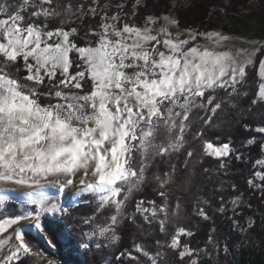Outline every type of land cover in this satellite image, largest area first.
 <instances>
[{"label":"snow or ice","instance_id":"snow-or-ice-1","mask_svg":"<svg viewBox=\"0 0 264 264\" xmlns=\"http://www.w3.org/2000/svg\"><path fill=\"white\" fill-rule=\"evenodd\" d=\"M177 7L0 0V264H59L36 239L57 247L49 218H78L76 249L104 256L131 234L133 248L115 255L120 264H201V254H229L216 213L231 231L253 227V217L243 225L235 217L253 196L264 203V121L242 125L256 135L240 147L260 153L245 180L251 192L231 178L233 161L247 163L250 153L231 138L214 145L204 136L220 111L231 109L237 125L264 117V40L186 26ZM205 157L218 162L201 172L219 181V203L193 208L210 224L203 246L193 247L196 232L178 221L185 197L201 191L193 180ZM148 189L159 199L138 195ZM210 203L195 195L194 204ZM83 205L93 212L74 211Z\"/></svg>","mask_w":264,"mask_h":264},{"label":"trees","instance_id":"trees-1","mask_svg":"<svg viewBox=\"0 0 264 264\" xmlns=\"http://www.w3.org/2000/svg\"><path fill=\"white\" fill-rule=\"evenodd\" d=\"M230 4L231 7H227L226 11L232 14L240 13L241 5L252 6L251 8L253 10L263 8L264 0H230ZM213 7L214 3L212 0H193L189 7L181 8L179 10V18L182 24L186 26L198 27L201 30L206 28L216 29L217 27L213 21L211 23V20L215 15ZM262 121H264V117L246 115L242 123L237 125L235 123V113L231 109L227 112L220 111L213 118L212 124L205 128L204 139L214 145H219L227 142L229 138H231L233 144L240 147L242 141L256 135L253 132L245 131L242 126L243 123H247L254 127ZM199 126V121L193 124L194 129ZM197 144H199V141H197ZM240 151L250 153V158L247 163L243 164L233 161V171L235 174L231 178L239 184L241 189H244L246 192H251V189L247 188L245 180L250 177L255 170H257L253 168L252 161L260 158V153L256 148L248 149L240 147ZM217 163L218 162L212 157H205L204 163L197 166L193 184L199 185L201 191L199 193H195L194 188L193 192L195 194L185 197L187 205L186 211L183 214L184 218L178 221V226L186 229H192L196 232V236L193 237V247L197 246L195 243L196 240H199L200 245L203 246V242L207 237L208 229L210 228L209 222L203 221L199 216L192 214L193 208L203 206L206 211H209V209L214 211L216 205L219 203L218 196L220 195L219 193H215L213 191L214 187L219 183L217 178L214 176L210 181L203 179L201 169L203 167H215ZM241 177H243V179ZM221 178L226 179V177ZM230 194L231 189H229L228 193H224L226 197ZM138 195H143L149 199H159L155 196L151 189H148L145 193ZM195 195L202 196L204 199L210 201V205L194 204ZM250 202L253 207L251 209H243V216L235 217L237 220L241 221L242 225L244 223V217L251 216L254 219L253 227H251L248 232L243 235L239 231H231V221L225 220L219 213L215 214L216 224L217 228L220 230V235L224 236L227 234V243L230 251L229 254L224 255L221 253L218 257H214L212 260L203 257V254H201V264H264V203L260 202L258 195L253 196ZM74 211L90 214L93 212V208L89 205H83L80 209H76ZM229 215H231V213H229ZM46 223H48L50 235L55 238L57 247L55 249L51 248L40 236H36V239L39 247L47 254V256L55 258L59 264H97L98 260H110L111 264H120L119 261L115 260V255L118 254L119 251H123L125 249L131 250L133 248V237L131 234L126 232L122 237L119 248L108 253L107 256H104L98 251H86L85 253H78L77 255L75 254V251L77 250L75 241L81 238V229L79 227H73V224H79L78 218L74 216H67L61 224H58L56 219L49 218ZM68 233H71V237H68ZM104 251L107 252L108 250ZM133 254L138 255L137 253ZM40 263L41 260H34V264ZM124 264H135V262L125 260Z\"/></svg>","mask_w":264,"mask_h":264},{"label":"rangeland","instance_id":"rangeland-1","mask_svg":"<svg viewBox=\"0 0 264 264\" xmlns=\"http://www.w3.org/2000/svg\"><path fill=\"white\" fill-rule=\"evenodd\" d=\"M212 1L214 3L213 11L215 15L213 16L211 23L213 21L217 27L216 29L222 30L227 34L243 37L244 39L248 40H264V7L253 10L251 8L252 6L250 7L249 5H241L240 13L231 14L226 11L227 7H231L230 0ZM175 2L178 5L177 13L179 15V10L181 8L189 7L193 0H175ZM9 206L12 208L16 207L14 204H10ZM86 251L87 250L80 248L79 250L75 251V254H82ZM40 264H46V261L41 260ZM105 264H111L110 260H106Z\"/></svg>","mask_w":264,"mask_h":264},{"label":"bare ground","instance_id":"bare-ground-1","mask_svg":"<svg viewBox=\"0 0 264 264\" xmlns=\"http://www.w3.org/2000/svg\"><path fill=\"white\" fill-rule=\"evenodd\" d=\"M50 192L54 195L55 194V190H50Z\"/></svg>","mask_w":264,"mask_h":264}]
</instances>
